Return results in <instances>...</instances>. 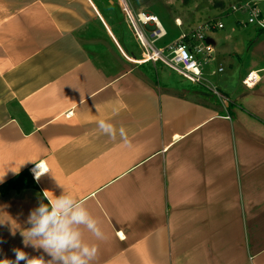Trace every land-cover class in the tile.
<instances>
[{"label":"crops","instance_id":"0c3cea01","mask_svg":"<svg viewBox=\"0 0 264 264\" xmlns=\"http://www.w3.org/2000/svg\"><path fill=\"white\" fill-rule=\"evenodd\" d=\"M155 8L0 0V264L16 249L51 259L22 233L44 192L64 189L103 233L75 226L97 248L90 264H264V29L174 17L160 50L204 23L224 25L206 35L215 52L199 57L202 85L159 63L178 90L158 63H138L125 10L165 22ZM101 118L128 142L100 132ZM26 172L29 187L1 190Z\"/></svg>","mask_w":264,"mask_h":264},{"label":"clouds","instance_id":"9594fccd","mask_svg":"<svg viewBox=\"0 0 264 264\" xmlns=\"http://www.w3.org/2000/svg\"><path fill=\"white\" fill-rule=\"evenodd\" d=\"M96 124L104 135L115 139L118 134L125 143L128 142L124 127L117 128L107 118L99 119ZM44 197L48 203L41 201L30 212L27 223L31 227L22 235L26 247L32 245L42 248L51 259L45 261L43 257H29L23 250L16 249L15 262L10 260V264H90L97 254V248L85 243L83 232L75 226L84 225L97 238H102L97 220L66 189L59 196L45 191Z\"/></svg>","mask_w":264,"mask_h":264},{"label":"built area","instance_id":"2783aa9c","mask_svg":"<svg viewBox=\"0 0 264 264\" xmlns=\"http://www.w3.org/2000/svg\"><path fill=\"white\" fill-rule=\"evenodd\" d=\"M125 11L143 49V60L138 63H162L189 83L195 86L202 85L203 66L199 57L209 59L215 52L214 47L207 43L206 35L215 30H223V23L215 21L204 23L191 33L182 35L176 43L160 50L157 42L168 35L161 20L150 13L144 12L134 16L128 9ZM232 12H248L249 20L246 25L264 29V17L257 5L246 3L240 7H233ZM33 177L37 179L34 173Z\"/></svg>","mask_w":264,"mask_h":264},{"label":"rangeland","instance_id":"374dc122","mask_svg":"<svg viewBox=\"0 0 264 264\" xmlns=\"http://www.w3.org/2000/svg\"><path fill=\"white\" fill-rule=\"evenodd\" d=\"M156 1L158 0H150V2L154 4V8L156 7L155 11L159 15H163L164 17H166L165 22H163L162 19H160L166 30L171 29L170 23L173 22L174 17H179L180 19L184 18V19L192 20V19H195L197 16H201L202 17L200 18L202 19L200 20L201 22L207 16H209L210 19L217 17V16L219 17L225 16L223 20H224L226 27L232 25V22L234 19H239L240 21H248L249 19L248 12H238L237 14L236 13L232 14L233 6L236 5V7H240L246 3H253L257 5L258 9L261 11L264 17V0H246L245 3L243 2L245 0H164L163 5H158L159 1L158 2ZM167 7H169V9H166ZM226 14H229V15H226ZM178 36H179V33H178ZM135 51L137 52L139 50H135ZM157 68L158 70H160L159 76H161V78L162 77L166 78V81L171 82V84L173 82L172 80L174 76L175 77L174 82L176 85V89L179 90V77H177L175 74L167 70L165 71L164 74H162L161 73L162 67L159 63H158ZM164 84L168 85L167 83H164ZM160 85L164 87L163 83H160ZM181 85H183V83ZM184 85H185L184 87H181V90L182 89L186 90L189 88V86H187L185 83ZM190 90H191V87L189 91Z\"/></svg>","mask_w":264,"mask_h":264},{"label":"trees","instance_id":"16d2710c","mask_svg":"<svg viewBox=\"0 0 264 264\" xmlns=\"http://www.w3.org/2000/svg\"><path fill=\"white\" fill-rule=\"evenodd\" d=\"M31 177L32 176H30V173L28 172L23 173L22 175L11 180L7 184H4L1 187V190L4 192V191L11 190V189H22L24 187H29L28 178H31Z\"/></svg>","mask_w":264,"mask_h":264}]
</instances>
